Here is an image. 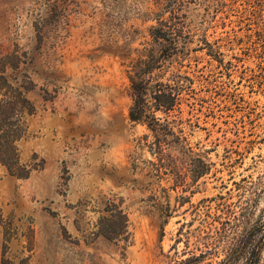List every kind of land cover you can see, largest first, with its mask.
I'll use <instances>...</instances> for the list:
<instances>
[{
    "label": "rangeland",
    "instance_id": "1",
    "mask_svg": "<svg viewBox=\"0 0 264 264\" xmlns=\"http://www.w3.org/2000/svg\"><path fill=\"white\" fill-rule=\"evenodd\" d=\"M167 4L0 0V56L27 54L37 112L19 144L30 177L0 164V264H218L264 222V0ZM173 9L183 37L162 77L189 88L158 116L193 154L176 147V175L158 180L151 132L129 119L130 72L160 51L150 29ZM108 199L123 200L129 244L93 236Z\"/></svg>",
    "mask_w": 264,
    "mask_h": 264
},
{
    "label": "trees",
    "instance_id": "2",
    "mask_svg": "<svg viewBox=\"0 0 264 264\" xmlns=\"http://www.w3.org/2000/svg\"><path fill=\"white\" fill-rule=\"evenodd\" d=\"M165 1L167 6H184L195 0ZM158 5L164 4L159 2ZM177 11H171L172 20H160L158 26L150 29V37L155 45L160 46V51L151 48L147 55L134 62L130 72L132 106L129 119L132 123L146 126L151 132V136L146 135L141 139V142L144 141L141 147L148 148L156 158L157 161H150V165L158 180H164V176L170 174L176 175L179 161L172 153V150L177 151L176 147H180L178 152L193 154L185 138L175 132L167 119L158 116H168L176 110L180 105L181 92L189 88L180 81L183 78L181 75L172 74V78L166 81L162 77L165 73V58L179 51L178 40L183 37L180 25L176 22L179 20ZM28 64L27 54H20L16 50L0 56V164L18 179H28L34 168L22 163L19 149L20 142L28 133L27 118L37 114L35 104L30 99L36 84L27 70ZM184 79L190 82L189 78ZM177 176L180 175L177 173ZM123 205V200L108 199L103 202L97 230L93 233L95 238L129 244V217ZM235 241V244L228 246L225 258L218 264H260L264 222L246 230ZM205 254L193 255L186 260L175 261V264H200Z\"/></svg>",
    "mask_w": 264,
    "mask_h": 264
}]
</instances>
